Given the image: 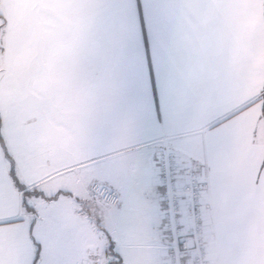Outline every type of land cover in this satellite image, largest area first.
<instances>
[{"label":"crops","instance_id":"obj_1","mask_svg":"<svg viewBox=\"0 0 264 264\" xmlns=\"http://www.w3.org/2000/svg\"><path fill=\"white\" fill-rule=\"evenodd\" d=\"M0 6L1 134L18 182L0 144V264H164V145L211 184L215 263L264 264V0ZM94 183L119 196L113 256Z\"/></svg>","mask_w":264,"mask_h":264},{"label":"built area","instance_id":"obj_2","mask_svg":"<svg viewBox=\"0 0 264 264\" xmlns=\"http://www.w3.org/2000/svg\"><path fill=\"white\" fill-rule=\"evenodd\" d=\"M155 169L164 206V264H216L209 245L213 210L209 180L184 165L167 145L157 153ZM91 192L108 209L119 204L112 188L94 183Z\"/></svg>","mask_w":264,"mask_h":264},{"label":"rangeland","instance_id":"obj_3","mask_svg":"<svg viewBox=\"0 0 264 264\" xmlns=\"http://www.w3.org/2000/svg\"><path fill=\"white\" fill-rule=\"evenodd\" d=\"M1 3V0H0ZM0 15H1V20H0V45L1 43H3L4 41V36H5V29H6V20L4 19V16L2 15V9L0 6ZM1 48V47H0ZM101 205V203H99ZM98 208V216L95 217L94 221H96L97 225L96 227H98L103 233L104 236L109 238V248L106 250L107 254H109V256H113L115 255L116 252V247L117 245V241H118V234L116 231V226L114 224V219L112 221V219H110V217L113 216L114 211H109V209H104L100 206H97ZM93 213H95V211L93 210ZM100 218H102V220H100ZM110 245L112 246V249L110 250ZM102 255H105V251L102 252Z\"/></svg>","mask_w":264,"mask_h":264},{"label":"trees","instance_id":"obj_4","mask_svg":"<svg viewBox=\"0 0 264 264\" xmlns=\"http://www.w3.org/2000/svg\"><path fill=\"white\" fill-rule=\"evenodd\" d=\"M0 18H1V15H0ZM0 144H1L2 148H3V151H4V154L6 156V159H8V161L10 162V166H12V168H11L12 171L11 172H12V175H13V178H14L15 182L18 185V182L16 180V176H15V173H14V170H13V165H12V162L10 160V155L7 152V149L5 147V144H4V141H3V137H2V134H1V118H0ZM111 249H112V246L110 245V250ZM39 255H40V246L36 244V254H35V261L36 262L39 260Z\"/></svg>","mask_w":264,"mask_h":264},{"label":"snow or ice","instance_id":"obj_5","mask_svg":"<svg viewBox=\"0 0 264 264\" xmlns=\"http://www.w3.org/2000/svg\"><path fill=\"white\" fill-rule=\"evenodd\" d=\"M149 44L151 45V40L149 41ZM153 63H155L154 55H153ZM156 75H157V84H159V72L158 71H157Z\"/></svg>","mask_w":264,"mask_h":264}]
</instances>
